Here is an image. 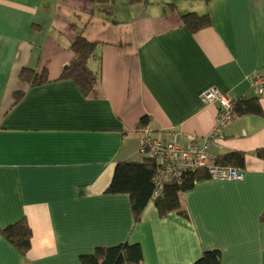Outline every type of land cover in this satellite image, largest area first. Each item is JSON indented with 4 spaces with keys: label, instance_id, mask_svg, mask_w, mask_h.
<instances>
[{
    "label": "crops",
    "instance_id": "1",
    "mask_svg": "<svg viewBox=\"0 0 264 264\" xmlns=\"http://www.w3.org/2000/svg\"><path fill=\"white\" fill-rule=\"evenodd\" d=\"M0 0V230L25 218L31 248L21 256L0 234V264H81L97 248L138 244L143 264H193L217 250L220 264H264V0ZM174 7L175 11H170ZM207 15L191 33L179 16ZM75 23L96 44L98 75L89 97L54 82L69 63ZM39 27V28H38ZM24 67L51 83L28 89ZM217 87L234 101L258 98L261 116H244L208 149L245 154L241 181L209 179L183 193L188 220L157 216L152 204L134 225L127 196L105 195L118 161L139 162L137 124L153 136L203 138ZM24 98L14 105V94ZM139 160V161H138Z\"/></svg>",
    "mask_w": 264,
    "mask_h": 264
},
{
    "label": "trees",
    "instance_id": "2",
    "mask_svg": "<svg viewBox=\"0 0 264 264\" xmlns=\"http://www.w3.org/2000/svg\"><path fill=\"white\" fill-rule=\"evenodd\" d=\"M127 1L130 5L147 4L146 0ZM93 2L97 5H104L112 3L113 0H93ZM169 8L170 11H175L174 7ZM179 18V27H184L191 33L205 29L210 25V19L207 15L198 16L189 13L179 16ZM71 24L70 27L74 34L68 48L71 53V59L54 82H71L80 94L87 98L93 91L98 79L96 71L90 65L94 59L96 44L87 40L75 23ZM18 80L26 85L28 89L42 87L51 83L48 79V72L45 69L37 71L30 67H24L19 71ZM253 92L255 93L254 90ZM23 98L24 93L14 94V105H17ZM233 111L239 118L262 115V108L258 98L237 100ZM148 124L149 119L146 117L142 118L137 124L136 130L139 135V143L140 134L142 131L148 130ZM179 141L183 144L180 139ZM138 152L142 157L141 161H118L115 164L111 182L104 194L128 197L134 225L142 221L143 214L149 204L153 205L160 219H165L168 215H175L180 219L188 220L182 195L193 189L196 183L212 179L208 170L206 168H197L194 171L184 172L179 178L170 177L168 181L162 183L158 195L154 196L156 190L155 180L162 173L161 167L155 158L147 155L148 152H143L142 154L140 144ZM255 157L264 162V147L256 149ZM214 164L220 168L243 170L245 167V154L235 151L218 155L215 157ZM259 222L264 224V212L261 214ZM0 234L21 256H25L30 251L32 233L25 218L0 230ZM79 260L81 264H143L142 252L138 244H121L110 248H97L91 254L81 256ZM220 260V253L217 250H212L202 253L193 264H220Z\"/></svg>",
    "mask_w": 264,
    "mask_h": 264
},
{
    "label": "built area",
    "instance_id": "3",
    "mask_svg": "<svg viewBox=\"0 0 264 264\" xmlns=\"http://www.w3.org/2000/svg\"><path fill=\"white\" fill-rule=\"evenodd\" d=\"M256 95L264 96V73H256L251 83ZM200 100L204 105L216 104L218 113L211 132L203 137L186 136L183 144L179 141V134L171 132L167 138L155 137L148 129L140 134L141 152L155 158L161 167V175L155 180L157 196L162 183L172 178H179L186 171L197 168H206L211 178L218 180L241 181L244 177L242 170L220 168L214 164L215 157L209 154L208 149L221 138L223 129L239 117L234 113L236 101L229 98L215 86H209L200 93Z\"/></svg>",
    "mask_w": 264,
    "mask_h": 264
},
{
    "label": "rangeland",
    "instance_id": "4",
    "mask_svg": "<svg viewBox=\"0 0 264 264\" xmlns=\"http://www.w3.org/2000/svg\"><path fill=\"white\" fill-rule=\"evenodd\" d=\"M130 5V4H129ZM216 122V121H215ZM211 132V131H210ZM139 161V160H138Z\"/></svg>",
    "mask_w": 264,
    "mask_h": 264
}]
</instances>
